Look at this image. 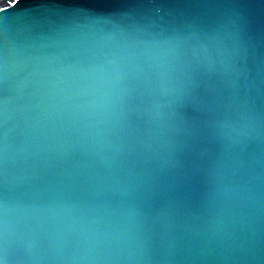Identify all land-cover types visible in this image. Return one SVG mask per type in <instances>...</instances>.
I'll list each match as a JSON object with an SVG mask.
<instances>
[{
    "label": "water",
    "instance_id": "1",
    "mask_svg": "<svg viewBox=\"0 0 264 264\" xmlns=\"http://www.w3.org/2000/svg\"><path fill=\"white\" fill-rule=\"evenodd\" d=\"M29 8L0 53L8 264H264V0Z\"/></svg>",
    "mask_w": 264,
    "mask_h": 264
},
{
    "label": "snow or ice",
    "instance_id": "2",
    "mask_svg": "<svg viewBox=\"0 0 264 264\" xmlns=\"http://www.w3.org/2000/svg\"><path fill=\"white\" fill-rule=\"evenodd\" d=\"M22 0H6V7L0 10V53H3L6 58L7 51V40L9 30L12 26L19 24L21 22H26L30 17L35 15L33 9H27L21 11L14 16H8L7 13L15 9L18 4H21ZM0 150L6 153V135L0 136ZM3 177V182L6 186V169L3 173H0ZM3 208L5 209V218L0 220V264H8L9 258V246H8V235H7V224H6V197L3 203Z\"/></svg>",
    "mask_w": 264,
    "mask_h": 264
},
{
    "label": "bare ground",
    "instance_id": "3",
    "mask_svg": "<svg viewBox=\"0 0 264 264\" xmlns=\"http://www.w3.org/2000/svg\"><path fill=\"white\" fill-rule=\"evenodd\" d=\"M27 1H28V0H22L21 4H18V5L16 6L15 9L10 10V11L7 13V15L17 14V13L20 11V9L26 4ZM9 2H10V0H9ZM6 6H7V5L4 4L3 7H6ZM16 9H17V10H16ZM0 10H2V9H0Z\"/></svg>",
    "mask_w": 264,
    "mask_h": 264
},
{
    "label": "clouds",
    "instance_id": "4",
    "mask_svg": "<svg viewBox=\"0 0 264 264\" xmlns=\"http://www.w3.org/2000/svg\"><path fill=\"white\" fill-rule=\"evenodd\" d=\"M5 3H6V0H0V9L3 8Z\"/></svg>",
    "mask_w": 264,
    "mask_h": 264
}]
</instances>
